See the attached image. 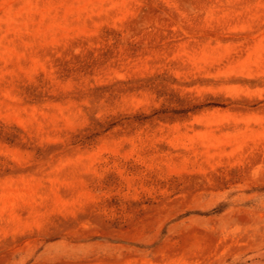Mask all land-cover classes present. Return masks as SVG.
<instances>
[{
	"label": "rangeland",
	"instance_id": "374dc122",
	"mask_svg": "<svg viewBox=\"0 0 264 264\" xmlns=\"http://www.w3.org/2000/svg\"><path fill=\"white\" fill-rule=\"evenodd\" d=\"M0 264H264V0H0Z\"/></svg>",
	"mask_w": 264,
	"mask_h": 264
}]
</instances>
